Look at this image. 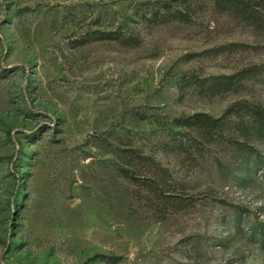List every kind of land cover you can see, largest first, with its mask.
I'll use <instances>...</instances> for the list:
<instances>
[{
    "label": "rangeland",
    "instance_id": "rangeland-1",
    "mask_svg": "<svg viewBox=\"0 0 264 264\" xmlns=\"http://www.w3.org/2000/svg\"><path fill=\"white\" fill-rule=\"evenodd\" d=\"M243 1L0 0V264H264Z\"/></svg>",
    "mask_w": 264,
    "mask_h": 264
},
{
    "label": "trees",
    "instance_id": "trees-1",
    "mask_svg": "<svg viewBox=\"0 0 264 264\" xmlns=\"http://www.w3.org/2000/svg\"><path fill=\"white\" fill-rule=\"evenodd\" d=\"M218 2V4H225L231 8H237L239 7L241 4H247L245 3L243 0H215ZM174 17H178L179 19H185L187 17L186 14H184L183 12H180L179 15L178 14H173ZM104 35H110L111 37H113V35L117 38L121 37L120 36V32L119 31H113V32H108V33H105L104 32ZM202 115H197V119L195 118L194 120L197 121L200 125H204L205 123H208L207 120H204L202 117H200ZM193 120V121H194ZM194 121V122H195ZM193 122V123H194ZM262 225V224H261ZM261 234L264 235V226L262 227V232Z\"/></svg>",
    "mask_w": 264,
    "mask_h": 264
}]
</instances>
